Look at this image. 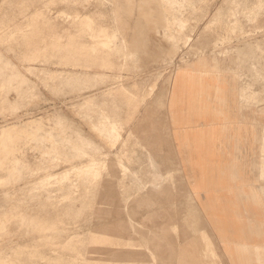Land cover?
I'll list each match as a JSON object with an SVG mask.
<instances>
[{
	"label": "rangeland",
	"instance_id": "374dc122",
	"mask_svg": "<svg viewBox=\"0 0 264 264\" xmlns=\"http://www.w3.org/2000/svg\"><path fill=\"white\" fill-rule=\"evenodd\" d=\"M252 28L264 92V0H0V264H219L181 170L134 162L128 130L172 59Z\"/></svg>",
	"mask_w": 264,
	"mask_h": 264
},
{
	"label": "crops",
	"instance_id": "0c3cea01",
	"mask_svg": "<svg viewBox=\"0 0 264 264\" xmlns=\"http://www.w3.org/2000/svg\"><path fill=\"white\" fill-rule=\"evenodd\" d=\"M244 34L226 59H172L164 100L141 95L128 130L134 162L154 164L160 177L181 170L193 210L186 223L219 264H264V92L255 29Z\"/></svg>",
	"mask_w": 264,
	"mask_h": 264
},
{
	"label": "bare ground",
	"instance_id": "6f19581e",
	"mask_svg": "<svg viewBox=\"0 0 264 264\" xmlns=\"http://www.w3.org/2000/svg\"><path fill=\"white\" fill-rule=\"evenodd\" d=\"M242 46H243V45H242ZM248 47H249V46H248ZM221 51H222V50H221ZM4 208H5V207H4ZM4 221H6V220H4ZM7 221H8V220H7ZM2 222H3V221H2ZM24 224H25V223H24ZM2 225H3V223H2ZM4 226H5V224H4ZM4 226H3V227H4ZM3 230H4L3 228H0V232H3ZM4 231H5V230H4ZM23 233H24V232H23ZM90 234H91V233H90ZM90 234H89V236H91ZM97 235H99V236L102 235V236H104V237L106 236V237H107V238H106L107 242L110 241L109 238H108V234L106 233V231H105V232H104V231L99 232V234H97ZM80 236H82V235H77V234H72V235H70V236L67 238V239H68V243H70L71 245H72L73 242H75V244H78V243H76V242H80V238H81ZM99 236H98V237H99ZM90 238H91V237H90ZM90 238H89V239H90ZM99 239H100V237H99ZM66 241H67V240H66ZM102 241L104 242V239H103V238H102ZM84 242H85V241H84ZM63 243H64V242H63ZM63 243H62V245H63ZM111 243H112V242H111ZM37 244H38V243H37ZM42 244H43V246H44V243H41V245H42ZM47 244H49V243H47ZM109 244H110V243H108V245H109ZM52 245H56L55 242H54ZM71 245H70V246H71ZM28 246L31 247L32 245H28ZM34 246H35V245H34ZM79 246H81V245L78 244V247H79ZM87 246H88V245H87ZM35 247L37 248V245H36ZM35 247H33V248H35ZM65 247H68V249H69V245H68V246L65 245ZM17 248L21 249L20 247H17ZM62 248H64V246H63ZM84 248H85V247H84ZM68 249L65 248V250H68ZM14 250H15V249H14ZM23 250H25V249H22V251H23ZM30 250H32V247L30 248ZM37 250H38V249H37ZM84 250H85V249H84ZM19 251H20V250H19ZM78 251H79V253H80V249H79ZM17 252H18V250H17ZM31 252H32V251H31ZM31 252H30V253H31ZM35 252H36V251H35ZM38 252H39V250H38ZM65 252H66V251H65ZM18 253H19V252H18ZM14 254H15V253H14ZM25 254H26V253H25ZM28 254H29V253H28ZM34 254H35V253H34ZM38 254H39V253H38ZM4 255H5V254H4ZM23 255H24V254H23ZM23 255H22V256H23ZM11 256H12V255H11ZM11 256H10V257H11ZM30 256H31V255H30ZM32 256H33V253H32ZM34 256H35V255H34ZM38 256H39V255H38ZM42 256H43V255H42ZM3 257H4V256H3ZM12 257H13V256H12ZM14 258H15V257H14ZM27 258H28V257H27ZM38 258H39V257H38ZM20 259H21V258H20ZM61 259H62V258H61ZM2 260H3V259H2ZM54 260L56 261L55 258H54ZM9 261H10V260H9ZM15 261H16V260H15ZM18 261H19V260H18ZM20 261H22V260H20ZM58 261H59V260H58ZM22 262H23V261H22ZM28 264H29V263H28Z\"/></svg>",
	"mask_w": 264,
	"mask_h": 264
}]
</instances>
